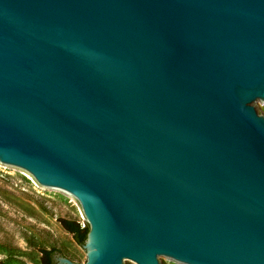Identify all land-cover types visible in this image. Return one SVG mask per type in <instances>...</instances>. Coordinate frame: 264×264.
<instances>
[{"label": "water", "instance_id": "95a60500", "mask_svg": "<svg viewBox=\"0 0 264 264\" xmlns=\"http://www.w3.org/2000/svg\"><path fill=\"white\" fill-rule=\"evenodd\" d=\"M0 164L79 203L55 264H264V0H0Z\"/></svg>", "mask_w": 264, "mask_h": 264}, {"label": "rangeland", "instance_id": "374dc122", "mask_svg": "<svg viewBox=\"0 0 264 264\" xmlns=\"http://www.w3.org/2000/svg\"><path fill=\"white\" fill-rule=\"evenodd\" d=\"M61 218L76 219L82 226L86 223L73 196L56 194L39 186L26 172L0 164L1 264H43L41 249L51 247L84 263V248L62 226Z\"/></svg>", "mask_w": 264, "mask_h": 264}, {"label": "trees", "instance_id": "16d2710c", "mask_svg": "<svg viewBox=\"0 0 264 264\" xmlns=\"http://www.w3.org/2000/svg\"><path fill=\"white\" fill-rule=\"evenodd\" d=\"M60 222L62 226L72 234L73 238L76 240L77 243L80 245L83 244L84 239L86 237V233L88 231V225H81L80 222L76 219H68V218H61ZM56 252L61 253L55 247L51 248H42V262L43 264H55L54 254ZM1 264V263H0Z\"/></svg>", "mask_w": 264, "mask_h": 264}, {"label": "built area", "instance_id": "2783aa9c", "mask_svg": "<svg viewBox=\"0 0 264 264\" xmlns=\"http://www.w3.org/2000/svg\"><path fill=\"white\" fill-rule=\"evenodd\" d=\"M35 182V181H34ZM36 183V182H35Z\"/></svg>", "mask_w": 264, "mask_h": 264}]
</instances>
